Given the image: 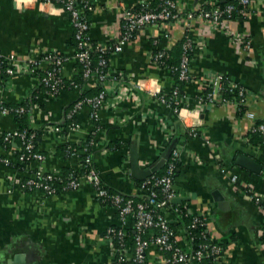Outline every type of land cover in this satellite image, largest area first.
Returning a JSON list of instances; mask_svg holds the SVG:
<instances>
[{
    "label": "crops",
    "instance_id": "1",
    "mask_svg": "<svg viewBox=\"0 0 264 264\" xmlns=\"http://www.w3.org/2000/svg\"><path fill=\"white\" fill-rule=\"evenodd\" d=\"M89 1L88 38L108 45L119 39L125 11L154 0ZM172 1L179 12L187 13L236 0ZM248 1L246 16L219 25L194 19L138 31L108 60L113 79L105 86L97 118L91 119V108L84 104L75 115L76 130L63 134L67 114L81 93L101 86L88 78L82 88H64L55 98L39 90V80L24 69L30 57L58 52L69 59L61 70L63 79L71 80L76 73L70 21L61 10L39 0H0V54L13 55L20 64L14 76L0 80V101L27 108L30 127L41 131L38 151L46 157L40 166L32 163L22 171L0 164V264H111L112 245L105 237L109 228L121 229L133 251L128 235L132 223H121L114 208L97 202L87 182L78 190L49 197L19 187L37 169L60 176L76 169L77 155L67 161L56 152L91 134L92 162L101 182L127 197L143 195L132 165L141 173L156 169V174L165 166L157 170L160 161L176 149L174 206L189 216L205 217L209 238L222 248L218 264H264V155L257 150L258 137L251 135L252 121L245 116L252 113L264 121V0ZM183 39L192 46L191 81L184 86L177 116L155 100L156 93L166 94L172 85L151 55L175 52ZM244 41H250L249 50L243 48ZM46 69L40 66L41 71ZM218 74L247 91L243 114L233 104L204 105L199 110L197 97L207 90L208 78ZM183 125L195 128L197 137L184 138ZM18 127L12 116H0V138ZM56 127L61 132L54 131ZM11 144L0 147V156L14 161L17 146ZM247 190L259 197L260 204ZM175 215L167 214L169 223H176ZM175 242L189 250L184 225L175 227ZM144 258V264H163L155 246L145 249Z\"/></svg>",
    "mask_w": 264,
    "mask_h": 264
},
{
    "label": "built area",
    "instance_id": "2",
    "mask_svg": "<svg viewBox=\"0 0 264 264\" xmlns=\"http://www.w3.org/2000/svg\"><path fill=\"white\" fill-rule=\"evenodd\" d=\"M42 5H49L58 8L61 12L65 13L70 21L73 29V36L78 44V49L81 52L74 53L71 60H78L83 67V78L88 79L95 76V79L102 87V91L94 98L81 99L76 102L72 110L68 113L67 119H72L78 109L86 104L91 108V119L97 118V110L105 100V86L108 85L113 76L110 73L109 61L103 57L108 52L111 54L118 53L122 46L130 41L134 34L138 31L148 27H155L160 24L179 23L183 20L191 21L200 19L206 23L219 25L226 21L235 19L237 17L246 16V8L249 3L248 0H236L233 4H225L223 6H210L202 7L198 10H190L187 13H181L177 10L175 3L172 0H160L161 4L152 6L151 2H145L135 9L127 10L121 18V35L119 39L110 45H99L97 50L100 52L98 68L92 72L91 62L89 60V43L88 32L89 22L87 21L86 13L91 11V3L89 0H39ZM243 48L249 50L250 41L243 42ZM183 54L179 66L174 69L178 73V78L181 82L187 84L191 81L190 76V58L189 53L192 52V46L189 41L183 45ZM165 51H157L151 55L152 63L159 69L166 70L170 75L171 69L161 67L162 58L165 57ZM69 61L62 54L44 53L34 57H30L24 65V69L33 75L35 71L40 70L41 65L47 66L45 73L39 81L45 88V93L51 97H57L64 89L63 76L61 70L63 65ZM20 64L19 61L13 56H5L0 54V78L4 74L10 78L17 73V68ZM3 67V68H2ZM41 71V70H40ZM70 81V85L75 87V84ZM178 87H175L170 95L156 93L155 100L162 106L170 109L175 114L180 115L182 112L183 98L178 94ZM200 111L204 105L216 104H233L236 107L245 106L247 104V91L242 86H239L222 75H213L208 78L207 91L200 94L196 99ZM174 105L175 108L172 107ZM26 112L25 107H17L11 109L5 106L0 101V116L21 115ZM245 116L252 121L250 129L251 135L259 138L257 150L264 155V121H258L252 113H245ZM184 123V122H183ZM185 132L189 138H195L198 132L195 128H185ZM77 124L70 125V131H75ZM59 127L54 128V131L61 132ZM4 143H10L15 138L22 141L23 149L28 153V156L21 155L14 161L18 164L26 166L36 163L38 166L43 164L46 157L39 152L34 151L33 135L28 137L24 131L8 132L1 136ZM92 146V141L90 142ZM83 167L85 172L83 176L76 177L70 173L66 178L62 175L52 173H43L37 169L25 181L19 182L21 190L26 189L29 193L38 192L44 196L56 195L55 189L51 186L50 182H61L66 180V184L62 192L78 190L83 182L90 184L95 190V197L97 202L102 199L103 202L109 201L112 207L116 210L119 221L127 223L129 220L135 231L132 241L134 242V249L131 252L126 243V234L121 229L109 228L105 233V237L109 239L111 236L116 237L119 242L117 249L112 248L113 261H125L126 258L132 256V260L136 264H144V252L149 246H155L163 256V264H201L206 258L214 257L213 264H218L220 261L219 254L222 251L220 245L214 240L209 238L208 243L201 244L196 251H192V238L188 230L185 228L189 250L185 251L180 249L175 242V230H172L169 225L167 214L169 212L178 213L180 209L174 206L176 198L173 189V181L176 173V165L178 163L179 153L175 149L172 151L168 161L165 163L164 171L160 175L153 174L144 179L140 183V189L143 193L142 199L134 201L132 198L126 199L120 195H110L102 185L99 172L93 167V162L84 149L79 154H85ZM74 156H76L74 154ZM28 164L25 165V161ZM9 158L0 156V164L11 167L13 162ZM75 171V170H74ZM237 178L231 177V181L235 183ZM247 194L251 200L256 204H260L259 197L251 190H247ZM100 203V202H99ZM204 226L206 228V219L203 216H195L189 228H196ZM148 236V241L143 239V236ZM263 242H264V229H263Z\"/></svg>",
    "mask_w": 264,
    "mask_h": 264
},
{
    "label": "trees",
    "instance_id": "3",
    "mask_svg": "<svg viewBox=\"0 0 264 264\" xmlns=\"http://www.w3.org/2000/svg\"><path fill=\"white\" fill-rule=\"evenodd\" d=\"M79 1H81V0H79ZM233 3H235V1H230V2L222 3V4L219 3V4H216V5L223 6L225 4H233ZM160 4H161V1L160 0H154L151 3V5L154 6V7L155 6H158ZM89 13L90 12H87L86 13L87 21L89 19L88 18ZM134 36H135V34H134ZM186 41H187L186 39L181 40V42L179 44H177L178 47H176L177 49H176L175 52H171V53L170 52H166L165 57L162 58V61H161V64L162 65H161V67L162 68H166L168 70L169 69L172 70V72L169 75L170 80H171L172 87H171V90L168 93H166L167 97L170 95L171 91L175 87H178V90H179L178 91V94H179V96L181 98H183V96H184L183 91H184L185 83H183V82H181L179 80L178 73L177 72H174V69H176L179 66V63L181 61V57H182V54H183L182 48H183V45L185 44ZM73 42H74L73 43L74 53L81 52L82 50L78 49V44L75 41L74 36H73ZM86 43H89V46H90L89 47V49H90V51H89V60L91 62V68L93 70L92 72H94L98 68V61H99L100 52L97 50V47L99 45L96 44V43H93L89 39H88V42H86ZM111 44H113V43H111ZM108 45H110V44H108ZM155 53H153V54H155ZM111 55H112L111 52H108L105 55H103V57L106 58L107 60H109V58H110ZM191 56H192V52L189 53V58L190 59H191ZM74 64H75V67H76V73L73 76V78L71 79V81L75 84V87L82 88L83 85H84V81H85V79L83 78V67L78 62V60H74ZM44 75H45V73L43 71H40V70L35 71L33 73V76L36 77L39 81H40V79L42 77H44ZM90 78H95V76L92 74V77H90ZM6 79H8V77H6L4 74L0 78V80H6ZM63 82H64L63 83L64 88H66V90H73V88H75L74 86L70 85V81L69 80H64ZM39 90H41L42 92H45L46 91L45 88L43 87V85L40 84V83H39ZM102 90H103L102 87H98V88L90 89L88 91H84V92L81 93V95H80V97H79L78 100L87 99V98H89V99L94 98L97 95H99ZM5 106L8 107V108H11V109H15L17 107H25L24 105H18V106H16V105H6V104H5ZM172 107L175 108L174 105H172ZM25 109H26V112L24 114H21V115H15V114H13L12 115V118L19 125V127H18V130L19 131L26 132V135L28 137H30V135H33V137H34L33 138L34 151L35 152H39L38 151V148H37V145H36V140L41 135V131L34 130V129H32L30 127V122H29V117H28V113H27V108L25 107ZM244 112H245L244 107L243 106L242 107L239 106V114H243ZM93 121L95 122L94 123L95 124V127L94 128H97V126H98L97 121H95V120H93ZM72 123L77 124L76 123L75 116L72 117V119H67V117H66L65 123L63 125V134H68L69 133L70 125ZM92 135H94V134L88 135L87 140L80 142V144H76V145H73V146H70L69 144H64L56 152V156H58L59 158H61L63 160H67V161L71 160L74 157V154L78 156V165H77V168L74 169L75 171L73 169H71V170L68 169L67 171H64L63 172V176L65 178L70 173H73V175L76 176V177L83 176V174L85 172V168L83 167V164H84V158L86 157V153L85 154H79V153L82 152L84 149H86L88 156L92 160L93 154H92V147L90 145V142L93 139V136ZM183 136H184V138L185 137L189 138L187 136V133L185 131H184V135ZM12 141H14L16 143V146H17V149L15 150V159L16 160L21 155H23V154L25 155V157L28 156V153L25 152V150L23 149L22 141L19 138H15ZM12 141H10V143H4L2 141V138H0V147L2 149L10 148L11 145H12L11 144ZM258 143H259V138H258ZM116 149L117 150H120L121 149V145L117 144L116 145ZM39 153H41V152H39ZM12 164H13V166H11L9 168H13V169L18 170V171H22L23 170V167L24 166L22 164L20 165V164H18L15 161ZM26 164H28V161L27 160L25 161V165ZM93 167L95 168L94 164H93ZM176 168H178V163L176 165ZM163 171H164V168H162L156 174L157 175H160L161 173H163ZM50 184L55 189L56 195H57L59 193H62V189L64 188V185L66 184V180L63 179L62 180V183L61 182L53 181V182H50ZM102 185H103V183H102ZM104 188L108 191V193L110 195H114V194L115 195H120V196H122V197H124L126 199L132 198L134 201H139V200L142 199V197L141 198H135V197H127V196L118 194L117 192L111 191L106 186H104ZM25 192L26 193H29V191L27 189L25 190ZM99 202L103 206H109L110 208H113L109 201L103 202L102 199H99ZM175 216L177 218V221H176V223L174 222L173 224L172 223H169L170 228L172 230H175V227L176 226H178V225H184V227L188 230V232L190 234V237L192 238V251H196L201 244L208 243V241H209V235L207 234L206 228L204 226H202V227L201 226H198V227H196L194 229L189 228V226H190V224H191V222H192V220L194 218L193 216H189L187 214V212L184 211L183 209H180V212H178ZM134 233H135L134 229H131L129 231L128 235L133 238ZM143 239L145 241H148V236L147 235H144L143 236ZM109 240H110V243L112 245V248L117 249L118 246H119V242L116 239V237H112L111 236L109 238ZM131 246H132L131 249L133 250V248H134V242L133 241H132ZM218 256H219V258H221L222 252H220V254ZM132 258L133 257L130 256V257L126 258L125 261H118L116 259L111 264H136L132 260ZM213 262H214V257L210 256V257L206 258L204 261H202L201 264H213Z\"/></svg>",
    "mask_w": 264,
    "mask_h": 264
},
{
    "label": "water",
    "instance_id": "4",
    "mask_svg": "<svg viewBox=\"0 0 264 264\" xmlns=\"http://www.w3.org/2000/svg\"><path fill=\"white\" fill-rule=\"evenodd\" d=\"M172 151H173V149L171 148V149L169 150L168 155H166V157H165L162 161H160V163L158 164V168H157V170H160L161 167H162L163 165H165V163L168 161V159H169V157H170ZM155 170H156V169H155ZM155 170L150 171V172H146V173H141V172H139V171L137 170V168L135 167V165H132L131 172H132V176H133L134 178L143 181L144 179H146V178L150 177L151 175H153V174L155 173Z\"/></svg>",
    "mask_w": 264,
    "mask_h": 264
}]
</instances>
